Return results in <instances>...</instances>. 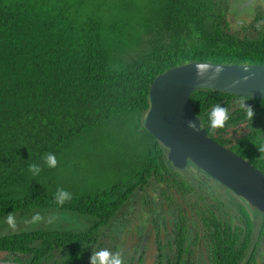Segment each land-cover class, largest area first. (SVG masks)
Returning a JSON list of instances; mask_svg holds the SVG:
<instances>
[{"label": "trees", "instance_id": "16d2710c", "mask_svg": "<svg viewBox=\"0 0 264 264\" xmlns=\"http://www.w3.org/2000/svg\"><path fill=\"white\" fill-rule=\"evenodd\" d=\"M189 61L264 63V14L256 9L239 20L230 0H0V215L75 211L88 224L0 235V259L90 264L95 244L115 252V242L102 247L103 226L138 188L155 182L163 183L159 195L169 204L172 230L164 242L155 236L156 264H199L195 254L202 252L206 264H257L258 255L264 264L262 214L251 213L229 189L224 198L215 194L208 185L214 179L201 170L197 185L167 166L166 149L142 124L153 78ZM189 101L210 137L264 172V98L203 87ZM243 101L254 111L251 119ZM216 104L228 109L222 128L210 126ZM128 124L140 171L98 193L70 191L73 160L82 161L73 159L72 148L88 145L81 155H96L107 137L103 130ZM240 126L245 130L234 134ZM46 152L56 155L55 168L41 159ZM31 163L42 168L36 176L28 171ZM60 187L72 194L63 206L54 201ZM253 216L260 219L255 240ZM132 259L141 264V257Z\"/></svg>", "mask_w": 264, "mask_h": 264}, {"label": "water", "instance_id": "95a60500", "mask_svg": "<svg viewBox=\"0 0 264 264\" xmlns=\"http://www.w3.org/2000/svg\"><path fill=\"white\" fill-rule=\"evenodd\" d=\"M251 1L230 0L231 13ZM262 3L264 7V0ZM197 66L203 69L202 76L197 75ZM218 67L222 71L212 78ZM234 80L241 83L233 86ZM203 87L264 98V63L189 61L172 66L150 83L149 107L142 124L166 149L167 166H194L241 198L247 207L251 206V213L255 209L264 218V172L208 135L189 101L191 93ZM190 120L196 122L199 131L188 127ZM0 264L26 263L0 259Z\"/></svg>", "mask_w": 264, "mask_h": 264}, {"label": "rangeland", "instance_id": "374dc122", "mask_svg": "<svg viewBox=\"0 0 264 264\" xmlns=\"http://www.w3.org/2000/svg\"><path fill=\"white\" fill-rule=\"evenodd\" d=\"M261 1L262 0H252L243 8L238 10L237 13L235 12L233 16L235 18L238 17L239 20L251 18L254 11L258 9L259 3L262 6ZM242 12H244V14H241ZM244 130L245 127L240 126V128L234 130L233 133L238 134ZM110 131L118 132V134L114 133L110 136ZM103 133H105L107 137L98 141L100 145L94 149L96 151V155H89L87 157L81 155L88 145L85 148H81V146L72 148L78 153V155L74 156L73 159L76 160L78 156L82 159V161L78 159V162L73 160L72 165H75L74 167L76 168L71 170L67 176L69 189L75 194L82 195L87 192L98 193L104 191L113 183L122 184L125 179L128 180L132 172L140 171L141 158L135 156L137 154L138 147L136 146L137 137L133 131L132 124L122 126V128L118 126H110L103 130ZM80 137H84V135H81ZM127 143L128 145H123ZM142 150H144V147ZM179 172L190 178L197 185L201 183L198 181V178H195V175L199 178L204 175L202 172H199V169L192 165L181 169ZM162 184L163 183L152 182L151 186H145L143 189L138 188V194L135 199L132 197L127 200V204L121 208L120 212L117 213L116 218L111 219L105 226H103L102 236L100 238L103 243L102 247L110 246L112 242H115L116 248L121 249L120 252H125L124 254H120L123 257V264H137L132 258L136 256L138 248L141 250L140 253L143 254L142 264H155L157 261L158 248L155 244V228L158 224H161L159 230L160 237L165 236L168 230L171 229L170 222L166 219V217L170 216L167 212H165L166 207L169 206V204H167L163 196L159 195V193H161L160 190ZM208 185L211 191L215 194H220L222 198H224L225 194L229 192L225 186L212 179L209 180ZM144 199L146 201H143ZM251 208L252 207L249 206L248 210L250 211ZM151 210L152 213L150 214ZM37 212L45 217V220H47L49 216L55 214L56 220L52 224L41 222L37 225H31L25 223L26 220H30L31 216ZM13 214L17 221V227L15 230L9 228L6 223L7 213L0 215V235L17 231L31 230L38 227H62L79 230L88 225L85 216L75 211L22 209L13 211ZM160 214L163 217H159V219H157L158 223L156 225L154 221H151L150 217H158ZM163 220L167 224L166 229L162 226ZM119 223H121V225H119ZM253 224V239L255 240L259 231V217L253 216ZM187 226H189V223H187ZM144 233L145 235L142 239L141 234ZM141 240L143 241L142 243ZM260 242L264 244L262 240ZM140 243L141 245L138 247ZM98 248L97 244H95L91 250V254L92 251L98 250ZM202 256H198L197 253L195 254L194 260H200L199 264H203L202 258L206 261L203 252ZM257 264H262L260 255L257 256Z\"/></svg>", "mask_w": 264, "mask_h": 264}, {"label": "clouds", "instance_id": "9594fccd", "mask_svg": "<svg viewBox=\"0 0 264 264\" xmlns=\"http://www.w3.org/2000/svg\"><path fill=\"white\" fill-rule=\"evenodd\" d=\"M221 71H222V67H218L215 70V73L212 78L217 77ZM197 75L198 76L203 75V69L200 66H197ZM242 79L246 80V77H243ZM240 83H241L240 80H234L232 82V85L238 86ZM240 107L245 110L246 115L250 119L253 117L254 111L250 105H247L245 103V101L241 103ZM228 119H229V114H228V109L226 107L221 106L220 104H216L212 107L209 113L210 126L212 128L224 127ZM187 124L188 127L192 128L194 131L200 130L197 127L195 121L190 120L187 122ZM41 159L44 161V164L49 168H55L58 164L56 155L52 152L44 153ZM28 171L31 172L33 176H36L42 171V168L40 165L36 163H31L28 165ZM71 199H72V194L63 187L58 188L54 195L55 203L60 206H63L65 202ZM55 220H56L55 214L49 216L47 220H45V217H43L40 213L37 212L31 216L30 220H26L25 223L31 225H37L41 222L52 224L55 222ZM6 223L9 228L13 230L16 229L17 221L13 212L7 213ZM89 262L90 264H123V257L120 255L119 252H113L108 248H101L99 250L92 251V254L89 257Z\"/></svg>", "mask_w": 264, "mask_h": 264}, {"label": "flooded vegetation", "instance_id": "af4514ba", "mask_svg": "<svg viewBox=\"0 0 264 264\" xmlns=\"http://www.w3.org/2000/svg\"><path fill=\"white\" fill-rule=\"evenodd\" d=\"M188 166H186V167H184V168H187ZM184 168H182V169H184ZM172 169H176V170H178V171H181V169L179 170V168H172ZM164 200L167 202V200L164 198ZM167 208V207H166ZM152 213V210L150 211V214ZM160 216L162 217V215L160 214ZM160 216H158V217H155V220H152L154 217L153 216H151L150 218H151V221H154L155 222V224H157L158 223V221H157V219H159V217ZM168 217H166V219H167ZM164 219V218H163ZM162 223H165L166 224V222L163 220L162 221ZM186 227H189V226H187V223H188V221H187V219H186ZM167 225V224H166ZM190 225V224H189ZM163 226V225H162ZM157 227V226H156ZM164 229H166V227H163ZM155 230H156V234L158 235V238H159V240L161 241V242H164L165 240H166V238L168 237L167 236V233H166V235L165 236H163V237H160V224H159V228H158V230L155 228ZM168 232L170 233V232H172V230L170 229V230H168ZM145 233H146V231H145ZM145 233L144 234H141V237H142V239H143V237H144V235H145ZM156 234H155V236H156ZM102 236V235H101ZM140 237V238H141ZM143 241L141 240V243H142ZM141 243L138 245V247L141 245ZM112 244V243H111ZM155 244H156V246H157V243H156V237H155ZM201 246V243H200V240H199V242H198V246ZM199 246V247H200ZM142 249H144V248H142ZM168 249H170V248H168ZM125 250V249H124ZM138 250H139V248H138ZM137 250V254H136V256H135V258L136 259H138V258H140L141 257V264L143 263V254L142 253H140L141 252V250H139L138 251ZM158 250V249H157ZM121 251V249H117V250H115V252H119L120 254H124L125 252H120ZM201 256H202V254H200ZM199 256V255H198ZM203 257V256H202ZM198 261V260H197ZM202 261H203V264H206V261L202 258ZM156 263H157V261H156ZM155 263V264H156Z\"/></svg>", "mask_w": 264, "mask_h": 264}, {"label": "bare ground", "instance_id": "6f19581e", "mask_svg": "<svg viewBox=\"0 0 264 264\" xmlns=\"http://www.w3.org/2000/svg\"><path fill=\"white\" fill-rule=\"evenodd\" d=\"M262 2V1H261ZM252 9V8H251ZM258 10H260L263 14H264V7H263V3H262V6L260 5L259 3V6H258ZM255 12V11H254ZM241 14H244V12H242ZM233 15V14H232Z\"/></svg>", "mask_w": 264, "mask_h": 264}]
</instances>
